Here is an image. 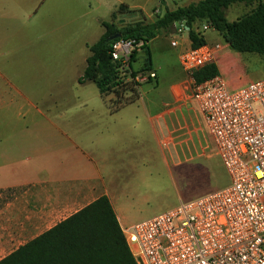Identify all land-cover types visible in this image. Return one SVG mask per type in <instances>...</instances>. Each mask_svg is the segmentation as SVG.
<instances>
[{
	"label": "rangeland",
	"instance_id": "rangeland-1",
	"mask_svg": "<svg viewBox=\"0 0 264 264\" xmlns=\"http://www.w3.org/2000/svg\"><path fill=\"white\" fill-rule=\"evenodd\" d=\"M63 1L70 19L69 33L41 45L43 51L37 56L36 71L33 70V62L30 67L22 56L17 76L12 78V86L5 88L9 97L17 96L15 86L33 98L38 110L48 116L57 114L56 123L69 119L71 131L79 134L87 154L94 153L95 132L113 120L105 111L113 113L124 108L121 110L126 113L123 115L120 111L119 119L127 118L131 122L130 128L118 132L117 141L106 136L98 142L99 150L105 156H110V147L118 149L106 172L109 173L107 186L115 197L113 205L122 225L129 226L172 208L179 201H188L227 185L229 175L197 103L192 101L187 106L173 103L171 111L160 114L169 107L167 102L172 98L171 86L176 83L178 92V85L185 79L178 55L188 44V34L177 35L175 23L172 30L160 32L149 42L152 60L157 67L156 81L135 86V93L125 89L122 94L108 93L102 97L94 83L77 80L84 68V56L89 54L85 43H93L100 37L104 32L101 21L109 20L111 12L121 3L136 11H117L114 22L118 26L137 20L152 21L165 9L197 0H167V3L159 0ZM252 7V4L235 3L225 9V16L231 21L249 12ZM202 24L203 21L196 22L194 27L199 30ZM203 35L209 43L220 42L222 49L216 64L219 74L230 86L264 77V61L259 54L230 49L216 30H205ZM172 38L184 41V44L172 46ZM144 59L143 50H140L134 67L142 65ZM183 95L189 99L187 94ZM134 96L132 101L126 102ZM31 110L32 107L25 104L21 108L20 101L0 107V130L14 124L25 126L16 115ZM39 121L38 128L44 133L39 135L45 139L50 125L43 118ZM13 200L18 210L23 212V217L27 218L28 198L23 196V190L0 191V209ZM9 233L5 232L7 238L11 236ZM14 246H1L0 257Z\"/></svg>",
	"mask_w": 264,
	"mask_h": 264
},
{
	"label": "built area",
	"instance_id": "built-area-1",
	"mask_svg": "<svg viewBox=\"0 0 264 264\" xmlns=\"http://www.w3.org/2000/svg\"><path fill=\"white\" fill-rule=\"evenodd\" d=\"M175 33L188 30L182 21ZM215 30L203 22L196 32ZM183 47L185 79L176 95L193 99L213 137L229 183L143 219L122 231L137 264H264V77L230 86L221 75L197 82L194 73L216 63L220 42ZM145 42L116 39L109 51L120 82L156 81L155 70L131 75V56ZM172 46L184 41L170 40Z\"/></svg>",
	"mask_w": 264,
	"mask_h": 264
},
{
	"label": "crops",
	"instance_id": "crops-1",
	"mask_svg": "<svg viewBox=\"0 0 264 264\" xmlns=\"http://www.w3.org/2000/svg\"><path fill=\"white\" fill-rule=\"evenodd\" d=\"M63 2V0H0V107L19 101L21 108L24 104L32 107L30 112L16 115L25 126L19 127L14 124L3 131L0 130V191L22 189L23 196L28 198L29 207L27 218L23 217V212L18 210L14 200L0 209V247L15 245L5 255L101 195H106L114 208L115 197L107 186L109 173L106 169L118 149L116 146L110 147V156H105L99 150L98 142L106 136L117 141L118 132L122 133L130 128L131 122L127 118L119 119L121 114L126 113L121 110L123 107L113 113L105 111L113 120L95 132V144L92 148L94 153L87 154L79 134L71 131L69 119L56 123L54 119L57 114L48 116L38 110L33 98L15 86L13 88L17 96L9 97L10 94L5 88L12 86V78L17 76L16 71L22 56H25V61L29 62L30 67L33 62L35 65L33 70L36 71L37 56L43 51L41 45L54 37L69 33L70 19ZM164 2L167 3V0ZM111 14L106 21L111 20ZM90 44L85 43L87 48ZM88 55L83 59L84 68ZM154 68L157 69L155 65ZM31 77L32 74L30 80ZM173 85L172 98L167 102L169 107L160 114L171 111L173 108L170 106L173 103L187 106L194 101L187 100L184 95H176ZM109 97L107 99H111ZM103 102L106 103V100L103 99ZM39 118H43L50 125L49 131L46 132L49 135L45 139L39 135L44 134L42 129L38 128ZM114 210L121 228L124 227L116 208ZM6 231L11 234L9 238L5 236Z\"/></svg>",
	"mask_w": 264,
	"mask_h": 264
},
{
	"label": "trees",
	"instance_id": "trees-1",
	"mask_svg": "<svg viewBox=\"0 0 264 264\" xmlns=\"http://www.w3.org/2000/svg\"><path fill=\"white\" fill-rule=\"evenodd\" d=\"M239 2L252 4L253 7L236 19L228 20L225 9ZM117 11L133 13L136 10H130L127 5L121 3L112 12L110 21H101L104 32L97 41L88 45L90 54L86 58L83 73L78 78L80 83L93 82L102 97L108 93L122 94L121 91L125 89L135 93L133 84L120 82L117 65L111 59V44L118 38L108 40V37L114 33H120L121 39L145 42L142 48L145 56L143 64L134 67L138 54L133 52L131 56V75L140 70H155L148 43L160 32L172 30L173 24L178 21H185V25L189 27L187 34L191 47L206 43L203 33L194 30V24L209 22L230 49L240 53H257L264 61L262 0H198L185 6L165 9L152 21L137 20L120 26L114 22ZM215 75H220L219 68L216 63H210L198 69L194 78L201 82ZM134 98L135 96L128 101ZM0 264L137 263L128 247L111 201L106 195H101L0 258Z\"/></svg>",
	"mask_w": 264,
	"mask_h": 264
},
{
	"label": "water",
	"instance_id": "water-1",
	"mask_svg": "<svg viewBox=\"0 0 264 264\" xmlns=\"http://www.w3.org/2000/svg\"><path fill=\"white\" fill-rule=\"evenodd\" d=\"M182 23L185 24V21H182ZM185 27H186L187 30L189 29L188 26L185 25ZM119 37H120V33H114V34H112V35H110L108 37V40H113V39H116V38H119Z\"/></svg>",
	"mask_w": 264,
	"mask_h": 264
}]
</instances>
